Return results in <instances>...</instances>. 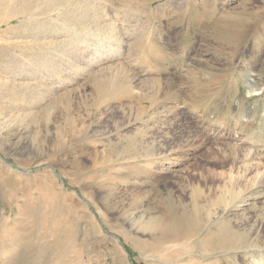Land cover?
I'll use <instances>...</instances> for the list:
<instances>
[{
	"label": "rangeland",
	"instance_id": "1",
	"mask_svg": "<svg viewBox=\"0 0 264 264\" xmlns=\"http://www.w3.org/2000/svg\"><path fill=\"white\" fill-rule=\"evenodd\" d=\"M263 173L264 0H0V264H264Z\"/></svg>",
	"mask_w": 264,
	"mask_h": 264
},
{
	"label": "bare ground",
	"instance_id": "2",
	"mask_svg": "<svg viewBox=\"0 0 264 264\" xmlns=\"http://www.w3.org/2000/svg\"><path fill=\"white\" fill-rule=\"evenodd\" d=\"M252 81V80H251ZM250 86V85H249ZM253 88V86H252ZM251 88V89H252ZM250 92H253V90H251ZM245 103H241L240 104V112H239V116L237 117V120L239 122H241V124L239 123L238 125L242 126V127H246L248 125H254V122L257 120V115L256 114H250L248 113L245 109H244ZM238 123V122H237ZM242 149L237 150L238 152H240ZM237 153V152H236ZM237 161V160H236ZM249 169V168H248ZM240 174V173H238ZM242 176H244L243 174H241ZM239 176V175H238ZM242 176L240 178H242ZM232 177V176H231ZM238 177V178H239ZM233 178V177H232ZM257 178V177H256ZM231 179V178H230ZM237 179V178H236ZM232 180V179H231ZM238 180V179H237ZM235 182V181H234ZM233 183V182H232ZM237 183V182H236ZM232 185V184H231ZM255 185V184H254ZM235 185H232V188H234ZM237 188V186H236ZM253 188V187H251ZM249 189V188H248ZM247 192V190H245ZM252 192L249 193V195H257V194H264V173L260 179V181L257 183V186L255 187L254 190L251 189ZM249 192V191H248ZM247 192V193H248ZM244 193V192H243ZM241 193L237 194L236 192H234L231 195V199L229 201V203L235 199V197H237V195L239 196ZM253 195V196H254ZM223 202V201H222ZM199 208L205 209L204 207H202L201 205H196V209L199 210ZM200 211V210H199ZM205 211V210H204ZM202 213V212H201ZM201 215V214H200ZM264 215V214H263ZM262 216V215H261ZM210 217V216H209ZM161 218V217H160ZM157 218V220L155 219L154 221L148 223L145 227V230L147 231H151V232H156L159 235L164 237H170L171 234L173 235L175 232H177L178 230H182L184 229V224L181 223L180 221H171L168 222L166 220H163L162 218ZM185 218V217H184ZM264 218V217H263ZM198 221V219H197ZM201 223V222H200ZM215 224V223H214ZM144 229V228H143ZM227 232V231H226ZM231 233V232H230ZM234 236V235H233ZM246 236V235H245ZM258 236V235H257ZM246 239H249L248 237ZM256 241L258 242L259 239L256 237ZM255 241V242H256ZM226 243V242H225ZM229 243V242H228ZM245 243V242H244ZM259 243V242H258ZM262 243V242H261ZM257 245V244H256ZM255 245V246H256Z\"/></svg>",
	"mask_w": 264,
	"mask_h": 264
}]
</instances>
